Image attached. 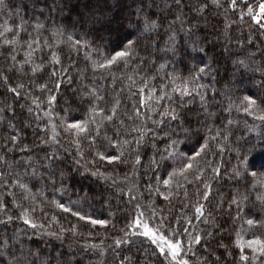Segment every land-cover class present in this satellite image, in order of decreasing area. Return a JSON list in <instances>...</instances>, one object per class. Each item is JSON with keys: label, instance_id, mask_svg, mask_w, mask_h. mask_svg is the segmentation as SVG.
<instances>
[{"label": "trees", "instance_id": "16d2710c", "mask_svg": "<svg viewBox=\"0 0 264 264\" xmlns=\"http://www.w3.org/2000/svg\"><path fill=\"white\" fill-rule=\"evenodd\" d=\"M231 2L183 0L177 6L173 0H64L63 4L56 0L62 11L53 0L0 2V204L4 205L0 221H5L0 223V264H15L17 258L23 264H169L171 257L165 260L145 237H132L130 244L116 247V241L131 230L139 209L145 220L152 216L147 206L155 210L151 227L166 218L160 233L165 239L171 236L169 224L179 233L175 239L183 241L180 258L188 264H244L234 245L236 231L245 219H264L258 199L264 197V183L258 182L264 176V150L253 152L248 147L264 141V121L256 118L264 112L244 111L245 96L264 108V20L253 23L248 14L251 8L258 15L262 0H236L235 9ZM141 11L163 22L161 35L153 37L159 48L142 40L127 64L117 61L100 67L113 54L109 40L136 39L129 21L134 25ZM176 16L183 17L185 28L175 22L176 51H165L161 41L167 40L165 31ZM37 20L43 25L40 29L35 27ZM188 24L195 33L191 40ZM14 38L16 44L5 43ZM30 41H35L31 48ZM202 67L204 73L199 71ZM194 77L198 79L193 81ZM185 82L191 95L181 100ZM42 85L47 87L42 90ZM89 90L101 99H91ZM51 96L56 99L50 105ZM93 105L104 109L102 115L115 109L113 121L106 122L100 136L90 125L92 132L83 133L77 142L65 132L66 123L91 119ZM165 109H175L180 118L166 117L157 123ZM133 129L146 132L137 149L142 166L135 168L137 151L132 149L140 132ZM202 137L209 138L210 146L181 175L193 149L198 150L197 141L204 143ZM125 140L131 142L122 149L126 163L99 160L98 152L119 155L111 145ZM172 140L182 141L177 146L182 155L149 171L150 160H160L157 153L167 156L166 142ZM53 154L60 158L50 159ZM245 154L252 157L255 167L250 171L257 177L233 175L238 156ZM214 168L219 169L218 176ZM13 181L26 184L28 191ZM205 184L211 185L207 200L198 195L207 190ZM129 190L136 200H130ZM234 198L240 202L239 212ZM198 205L204 208L199 220ZM25 211L42 227L24 224ZM72 212L86 218L80 220ZM237 215L240 220L234 219ZM90 219L107 223L92 225ZM243 227L247 229L246 224ZM185 229L203 237L199 244L193 241L191 251ZM253 231L255 235L246 231L242 239L264 240V228ZM244 253L252 255L247 247ZM257 256L256 264H262L264 257Z\"/></svg>", "mask_w": 264, "mask_h": 264}, {"label": "snow or ice", "instance_id": "6c2138e0", "mask_svg": "<svg viewBox=\"0 0 264 264\" xmlns=\"http://www.w3.org/2000/svg\"><path fill=\"white\" fill-rule=\"evenodd\" d=\"M0 2H2V0H0ZM105 3H107V0H104ZM173 2L179 6L182 4L183 0H173ZM215 2V0H214ZM64 0H60V4H63ZM53 6L57 8V10H63L62 8H59V6L56 5V0H53ZM231 8L235 9L236 6V0H232L231 2ZM87 8V6H85ZM166 7L170 8L171 4L166 5ZM259 7V14L256 15L253 13V10L251 8H249L248 10V14L251 16L253 23L256 24H260L261 20H264V2L260 3L258 5ZM52 9H49V11H51ZM178 10H180L178 8ZM199 10V9H197ZM43 12V9H41V13ZM79 15V14H78ZM143 15V19H140V17ZM137 20L135 22V24L133 25L132 21H129V25L132 26L133 28V34L136 35V39L133 40L131 39L130 36H126L124 38H117L115 41L109 40V44H113V54L111 55V57L109 59H107L106 61V65L105 64H101L100 67H105V66H111L114 63H116L117 61H123L124 64L128 63V59L132 57L133 53H134V47L135 45L139 44L142 40L146 41V42H150L151 45L153 47L159 48L160 44L156 41H154L153 37H159L161 34L159 32V29L161 27H163V22L162 21H158V20H154L152 19V17L150 15H144L143 12H138L137 13ZM241 19H243V17H241ZM176 21H179L180 24V28L184 29L185 28V24L186 21L183 19V17L181 16H176L175 20L170 23L168 25V28L165 31V35H167V40L166 41H161L165 44V51H168L169 48H171V50L173 52L176 51V29L174 27V24ZM97 23H99V21L97 20ZM264 26V25H262ZM35 27L37 29H40L43 27V25L40 24V22L37 20L36 21V25ZM6 31H11L10 29H5ZM186 32H187V37L189 40H191V37L195 34L194 30L191 26V24L187 25L186 28ZM0 35H2V33H0ZM18 35V34H17ZM69 39H71V37H69ZM35 41H30L28 44V47L31 48L32 47V43H34ZM5 43H11V44H16L17 41L14 38L13 40L9 41V40H5ZM194 43V50H195V42ZM147 47V45H146ZM199 51L201 52H206V49H204L203 47L199 48ZM31 53H28V56H30ZM53 56L55 57V53H53ZM11 59L13 61H15L16 57L13 55L11 57ZM27 62V58L26 61ZM58 63V61H56ZM240 63H243V61H241ZM161 69H163L165 67V65H161L160 66ZM200 73H204L205 72V68H200L199 69ZM53 75H55V73H53ZM196 79H198V77H194L193 81H195ZM187 83L185 82V87L180 91V96H181V100L183 99L184 96H188L191 95V92L189 91L188 87H187ZM22 87V85H21ZM46 85H42L41 89L43 90L44 88H46ZM57 87H59V85H57ZM9 91H15L16 95L19 96L20 92L16 91V89L10 88ZM175 91V89H174ZM141 92H143V89H141ZM89 97L91 99L94 100H99L101 99V97H99L94 91L89 90ZM56 97L55 96H51L49 97V101L48 103L51 105L54 101H55ZM160 99H163V96L160 97ZM169 99H171V97H169ZM204 97L201 96V100L203 101ZM244 101L246 102V106L244 108L245 112H248L249 114H253V109H255L258 112H264V108H262L260 105H257V102L255 99H252L250 96H245L244 97ZM35 103V101H34ZM143 99H141V105L143 106ZM37 107H39V105H37ZM31 111V109H30ZM89 111L91 112V119H86L83 121H76V122H68L66 123L65 126V132L68 133L69 136H75L77 138V142L79 141V138L81 137V135L85 132H88L89 134L92 132V127H90V125H94L95 126V131H96V135L100 136L101 135V128H103L106 124V122H111L113 121V117L115 116V109L112 110V114L111 115H102V113L104 112V109H97V107L95 105H93ZM160 116L162 117V119L160 121H158L157 123H163L164 122V118L166 117H170L171 121H176L178 120L180 117L178 116L177 112L175 109H172L171 111H169L168 109H165L164 112L159 113ZM137 115H139V113H137ZM210 115V113H209ZM97 116H100V120L97 121L95 118ZM149 119L151 118L150 116L148 117ZM257 119H260L261 121H264V114L258 115L256 117ZM229 123H231V121H229ZM178 127L182 128V125H178ZM133 131H139L140 135L137 138L136 141V148H133L132 151H137V149H139L142 146V141L144 140L145 136H146V132H144L142 129H133ZM209 132H211V129H209ZM176 135H178V133H176ZM217 135H214L211 137V140H215L217 139ZM185 140L190 139L191 137L188 135L187 131L185 132ZM53 139H55V137H53ZM202 139L204 140V143L201 144L200 141H197V146H198V150H196V148L193 149L194 155H190L188 157V162L185 164L184 167H182L179 171L180 174L183 175L188 169H191L193 167L192 161L195 160L197 157H200L202 155V153H205L206 149L210 146V140L208 137H202ZM225 139H227V137H225ZM13 142H16V137L13 136L12 137ZM109 143L111 144V139H109ZM179 143H182V141L180 140H172L170 143L166 142V147H165V152H167V156L163 155L162 153H157L160 155L161 159L160 160H156V159H151L150 163H149V171H155V168L153 167L155 166H159L161 164L162 161L166 162L167 159L169 157H175V156H180L182 155V151L178 150L177 146ZM124 145H131L130 141H123V142H118L117 144H112V147H116L119 150V155H112V156H106L100 152L97 153L98 158L100 161H105L107 160L108 163H113V162H119V163H126L127 161H125L124 159H122V157L124 156V151L123 146ZM248 147L251 149V151H255L257 148L264 150V141H261L257 144H253V145H248ZM24 150V149H22ZM221 151H223V149H220ZM60 157L56 156L55 154H53L50 159H59ZM238 160L239 163L237 164V166L235 167V169L233 170V175L236 178H240L242 175H251L253 177H257L258 174L256 171H250V168L255 167V163H253L252 161V157L251 156H247L245 155H240L238 156ZM133 163V168H135L136 165H141V156L139 154V152L137 151V155L134 157V161H132ZM210 164V162H209ZM31 166V165H29ZM142 166V165H141ZM43 167L47 168L49 167V165L44 164ZM262 167H264V165H262ZM213 172L215 173V175H219V169H213ZM175 172L172 174L174 175ZM36 173L35 170L33 172V177H35ZM52 175H54L53 173H49V176L51 177ZM93 176L97 175V172H93L92 173ZM42 178V177H41ZM160 177H156L157 183H159L160 181ZM197 179H200V176H197ZM260 183H264V176H261L259 178ZM13 183H19V181H13ZM53 183H55L53 181ZM163 183L165 186H167L169 184V180H163ZM19 187L25 191H28V186L24 183H19ZM205 189H207L206 191L202 192V193H198V195H200L204 200H207L209 195H210V191H211V185L210 184H205ZM129 196H130V200H136V196L131 194V190H129ZM167 198V197H165ZM25 199H27V197H25ZM259 200H261V204H262V210H264V197H258ZM233 203L237 204V209L239 212V204L240 202L237 199H233L232 201ZM53 203H55V201H53ZM4 207L3 204H0V210H2ZM57 207L62 208L63 211L68 212L70 211L69 208L64 207L61 204H57ZM143 207V206H142ZM149 207V209L152 212V216L148 217L147 220L144 219L145 216V212L142 209H139L137 211V214L135 216V218L132 220L131 224L129 225V228L131 229L130 231H125L124 237L121 238L120 240L116 241V247L119 248L121 246V244H130L132 242L131 238L132 237H136V236H140V237H145L148 240H150V242L152 244L155 245V249L159 250V254L164 256L165 260L168 259V257H171V260L169 261V264H188V262L186 260L181 259V255H182V244L183 241L182 240H176L175 237L177 235H179V233H177L174 229L171 228V224L168 225V228L171 230V236L168 239H165V235H161L160 233L162 231H164L165 229V224H164V220L166 218L162 217L160 221L156 222V226L155 228L151 227L152 224V217L155 216V210L154 208H151V206H147ZM195 214H196V219H200L203 215H204V208L203 205H198L195 207ZM72 215L74 216H78L80 220H84L86 217L81 215L79 212H72ZM21 219L23 220V223L28 225L29 227H31L32 229H37L38 227H42L40 225H37L36 223H34L32 220H30L28 218V214L25 211L24 215L21 217ZM234 219L236 220H240V216L237 215ZM9 220H11V217H9ZM205 223H207L208 221L205 220ZM0 223H5V221H0ZM90 223L92 225H106L107 221L105 220H97V219H90ZM247 225V229H245L243 227V225ZM256 228H264V219H245L242 221L241 224V228L239 231H236V238L234 241V245L235 247L239 250V260L244 262V264H248L249 261H251V264H256L257 260H258V256L257 253L259 254V257H264V240L262 239H252V240H248V241H244L242 239V236L244 235V233L247 232H251L253 235H255L256 233L253 231ZM183 235H187L189 237L187 243H188V251L192 250V244L193 241L196 244H199L200 241L202 240V236L199 234H195L192 235L191 233L188 232L187 229H185ZM210 235V234H209ZM249 248L251 250L252 255H245L244 253V249L245 248ZM154 249V252H155ZM21 255H24V253L21 251ZM28 255H35L34 253L29 252ZM15 264H23V261H21L19 258H17L15 260ZM33 264H35V261H33ZM123 264V261H122ZM262 264H264V262H262Z\"/></svg>", "mask_w": 264, "mask_h": 264}, {"label": "rangeland", "instance_id": "374dc122", "mask_svg": "<svg viewBox=\"0 0 264 264\" xmlns=\"http://www.w3.org/2000/svg\"><path fill=\"white\" fill-rule=\"evenodd\" d=\"M264 2V0H262Z\"/></svg>", "mask_w": 264, "mask_h": 264}]
</instances>
